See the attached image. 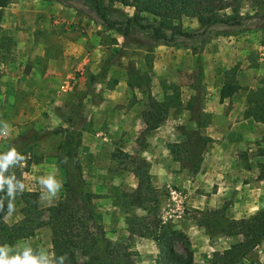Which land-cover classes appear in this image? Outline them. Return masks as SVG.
Returning a JSON list of instances; mask_svg holds the SVG:
<instances>
[{
    "label": "rangeland",
    "instance_id": "obj_1",
    "mask_svg": "<svg viewBox=\"0 0 264 264\" xmlns=\"http://www.w3.org/2000/svg\"><path fill=\"white\" fill-rule=\"evenodd\" d=\"M220 1L225 4L220 14H230L231 8L240 15L264 10V0L260 7L255 4L257 0ZM106 4L128 16L133 14L131 8L118 3ZM179 24L182 29L197 27L194 19L186 17ZM246 36L257 43L245 59L247 68L260 67L258 87L264 78L262 20L236 35H220L212 30L203 43L158 45L146 55V49L136 43L143 38L131 37L122 44L121 37L104 31L87 11L41 0H11L0 11V37L9 38L0 50V131L6 133L0 135V158L10 144L24 143L19 167H26V162L29 166L22 173L21 188L43 192V208L53 205L61 187L55 196H50L40 183L41 178L54 175L62 185L72 172L67 160L62 167L58 163L63 133L49 132L67 128L66 118L73 117L76 102L86 93L79 108L85 131L81 132L77 155L84 190L93 197L96 221L104 236L121 244L130 262L153 264V242L128 233L133 230L130 225L138 223L145 213L131 205L136 180L111 159L117 149L149 164L151 184L158 190L157 218L187 237L192 264H211L213 252L240 241L239 236H228L216 229L213 219L221 215L237 220L264 208V180H256V166L261 158L255 155V142L264 130L260 134L256 125L255 131L244 130L241 135H220L203 151L194 176L171 160L165 144L182 142L184 132L197 130L205 135L203 128L209 112L225 109L215 97L225 71L216 59L225 58L210 54V40L221 37L234 41V37ZM146 57L150 61L148 72ZM104 61L108 62L105 76L87 86L89 76L97 74ZM239 63L231 67L236 68L235 78L245 80ZM127 70L148 73L149 92L156 100L162 98V84L177 85L182 106L191 99V110L170 111L157 129L141 139L140 114L145 110L146 97L144 91L127 89ZM244 89L247 88H241ZM72 130H77V126ZM19 208L20 204L13 203L3 221L8 225L17 222L21 217ZM216 211V216L212 215ZM25 250L38 251L40 264H52L48 228L42 227L31 235L20 232L14 244L2 247L0 252L11 257ZM175 250L182 252L180 245ZM75 261L81 263L84 258L77 255ZM237 264H264V241Z\"/></svg>",
    "mask_w": 264,
    "mask_h": 264
},
{
    "label": "trees",
    "instance_id": "obj_2",
    "mask_svg": "<svg viewBox=\"0 0 264 264\" xmlns=\"http://www.w3.org/2000/svg\"><path fill=\"white\" fill-rule=\"evenodd\" d=\"M53 2L76 11H87L91 19L104 31H110L121 37L122 44L131 37H141L137 44L146 49V55L154 47L161 45L175 47L186 42L203 43L209 32L231 36L246 31L255 21H264V10H255L250 15H240L237 9H230V14L219 13L225 8L220 0H41ZM11 0H0V11ZM118 3L133 10L131 16L126 15L118 8L106 4ZM256 6L263 4L262 0L255 2ZM182 17L194 19L197 27L182 29L179 22ZM9 38L0 37V50L3 43ZM146 70L150 69L149 58L145 61ZM108 62L104 61L95 75H90L87 86L97 78L105 76ZM235 66L223 71L222 85L218 90V103L234 95L240 87L235 78ZM140 74L127 70L126 87L128 90H139L146 97L145 110L140 114L143 129L141 139L149 132L162 124L169 112H179L182 109L191 110V99L185 106L180 100L179 87L174 84H162V98L154 99L149 92L148 73ZM110 81V80H109ZM112 83H115L112 81ZM243 119H250L254 123H264V78L255 89H245ZM81 94L76 102L73 117L65 120L67 128L52 130L51 135L63 133V139L58 149L62 157L58 163L63 166L65 160L72 172L68 180L61 185L56 202L46 208L40 205L43 192L26 191L21 188V176L27 170L20 168L18 157L24 149V143L10 144L0 161L7 153L15 149L18 156L7 167H0V249L12 246L20 232L30 235L42 228L49 230L52 264H134L129 261V254L121 244L114 243L104 236L103 229L96 221L93 197L84 190L85 183L82 177L77 149L80 145L81 132L85 131L84 118L80 113ZM77 126V130H72ZM184 140L179 143H167L165 148L173 162L186 169L192 176L196 175L201 155L212 140L197 130L184 132ZM255 155L261 158L257 164L256 180H264V133L259 141L255 142ZM124 170L132 174L136 180L135 196L131 205L144 211L145 215L133 226L130 234L153 242L156 249L154 264H192V251L189 248L187 237L175 230L169 224H163L157 218L158 190L151 184L149 164L142 159L134 158L117 149L110 155ZM182 157V158H181ZM129 163L130 168L124 162ZM13 203L20 204V219L8 225L3 221L5 213L9 212ZM216 212H212L215 215ZM150 216V217H149ZM216 216V215H215ZM218 229L228 236H239L240 241L230 244L227 249L211 254V264H237L247 253L264 241V208L257 210L247 217L228 219L218 215L214 219ZM134 227H136L134 229ZM180 245L182 252L175 250ZM31 254L39 259L36 250ZM80 255L84 261L78 263L76 256Z\"/></svg>",
    "mask_w": 264,
    "mask_h": 264
},
{
    "label": "crops",
    "instance_id": "obj_3",
    "mask_svg": "<svg viewBox=\"0 0 264 264\" xmlns=\"http://www.w3.org/2000/svg\"><path fill=\"white\" fill-rule=\"evenodd\" d=\"M217 37L212 40L211 42V51L210 54L214 55L215 58L221 57L225 60H217L216 63H220L222 69H229L232 65H235L236 62L239 63V70L242 73L246 74L245 80H240L239 77H236V81L240 89L232 95L230 98L224 99L219 105L225 106L224 110H216L210 111V118L208 123L203 128L204 134L210 137L213 140H216L223 135L224 133L231 135L234 133L247 130V131H255L256 125L260 128V134L263 133L264 124L254 123L250 119H243L242 112L244 110V97L246 94L245 89L241 90V88L247 89H255L257 87V78L256 76L259 75L260 67L257 69L247 68V60L245 59V55L253 49L254 46L257 44L255 39L249 38L248 36L237 38L234 37L236 40H222L225 38ZM231 38V37H228ZM245 39V40H244ZM226 41V42H225ZM229 41V42H227ZM215 60V59H214ZM222 80L218 84L217 88L215 89V97L218 102V90L222 85ZM218 127V128H217ZM151 179V178H150ZM147 241V240H146ZM154 245V244H153ZM154 250V249H153ZM156 250L152 253L154 257ZM154 264V261L152 260Z\"/></svg>",
    "mask_w": 264,
    "mask_h": 264
},
{
    "label": "clouds",
    "instance_id": "obj_4",
    "mask_svg": "<svg viewBox=\"0 0 264 264\" xmlns=\"http://www.w3.org/2000/svg\"><path fill=\"white\" fill-rule=\"evenodd\" d=\"M6 134L0 131V135ZM18 156L15 149L10 150L7 155L0 161V167L6 168L7 163L13 161ZM2 175V173H0ZM40 183L48 190L50 196H55L61 187L54 175H48L41 178ZM0 264H40V260L31 254L30 250H25L22 254L9 257L6 253L0 252Z\"/></svg>",
    "mask_w": 264,
    "mask_h": 264
}]
</instances>
